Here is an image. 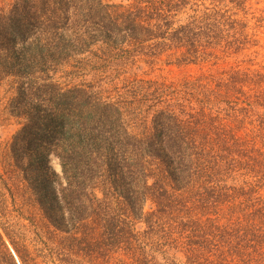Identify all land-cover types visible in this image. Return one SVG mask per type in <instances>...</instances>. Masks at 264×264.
Here are the masks:
<instances>
[{"label": "trees", "instance_id": "16d2710c", "mask_svg": "<svg viewBox=\"0 0 264 264\" xmlns=\"http://www.w3.org/2000/svg\"><path fill=\"white\" fill-rule=\"evenodd\" d=\"M262 2L0 6V82L14 80L24 119L10 156L43 216L67 235L59 262L122 250L130 264H175L162 253L176 236L177 264H264V66L212 69L260 54ZM158 64L211 68L173 80L136 73ZM5 190L0 175V264H35L3 221Z\"/></svg>", "mask_w": 264, "mask_h": 264}, {"label": "rangeland", "instance_id": "374dc122", "mask_svg": "<svg viewBox=\"0 0 264 264\" xmlns=\"http://www.w3.org/2000/svg\"><path fill=\"white\" fill-rule=\"evenodd\" d=\"M14 1L15 0H0V6H8ZM256 1L258 0H254V3H256ZM256 5L257 4H255V6ZM257 7L264 9V3H260ZM260 36L262 48L257 49L260 53L259 55L250 58L239 57L231 58L228 61H220L217 62L216 67L214 66L212 69H227L235 66H240L242 68L248 66H255L256 68L264 66V34ZM210 68V65H206L203 68L204 70L197 66L177 69L166 67L164 64H158V66L152 68L144 67L136 71V73L141 77H143L142 74H144L146 78L155 79L164 77L173 80L174 78L183 76L194 77ZM133 75L134 73L130 76ZM55 78L62 82H67L64 73L61 71ZM15 87L13 79H5L0 82V175H2L7 182L10 190V193L6 190L4 191L6 204L3 208L2 218L11 232L20 240V243L26 245L29 253H31V257L37 262L35 264H62L59 262V253L70 246L67 235L57 231L43 216L42 211L35 201L34 195L28 188L27 183L23 180L20 171L15 168L13 159L10 156L13 137L22 128L24 122V119L18 115L17 110L14 108L15 103L13 102V98H15L16 95ZM129 120L131 123L130 129L133 133L140 132L144 128V125L136 126V124L133 123L136 122L135 119L131 118ZM149 128L150 123L145 125L144 130H148ZM51 165L57 173H61V166L56 158L52 157ZM152 209L151 202H148L145 210L148 212ZM137 227L138 229L141 228L140 225ZM93 238H95V236H92L91 240ZM183 241L182 238L176 236L166 240V243L163 245V250H166V254L162 253L164 262H167L165 258L171 257L175 264H177L174 257L176 258L177 256V258H180V256L174 255L176 251H173L171 246L174 245L175 242L176 245H179V243ZM163 242L164 241H162V243ZM92 243L96 245L95 241ZM92 250L94 251L95 248L93 247ZM171 250L172 252L169 256L168 252ZM154 258L161 263L160 260H162V257L160 255H158V257L154 256ZM75 260L78 262L77 264H130L127 256L122 250L111 251L107 260L96 261L83 256L80 257V259L75 258Z\"/></svg>", "mask_w": 264, "mask_h": 264}]
</instances>
